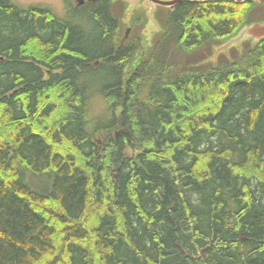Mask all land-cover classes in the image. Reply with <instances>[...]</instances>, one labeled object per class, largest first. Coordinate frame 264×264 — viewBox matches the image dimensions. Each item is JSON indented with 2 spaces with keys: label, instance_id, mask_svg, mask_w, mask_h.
Returning <instances> with one entry per match:
<instances>
[{
  "label": "trees",
  "instance_id": "trees-1",
  "mask_svg": "<svg viewBox=\"0 0 264 264\" xmlns=\"http://www.w3.org/2000/svg\"><path fill=\"white\" fill-rule=\"evenodd\" d=\"M84 1L0 0V264H264V4Z\"/></svg>",
  "mask_w": 264,
  "mask_h": 264
},
{
  "label": "water",
  "instance_id": "water-1",
  "mask_svg": "<svg viewBox=\"0 0 264 264\" xmlns=\"http://www.w3.org/2000/svg\"><path fill=\"white\" fill-rule=\"evenodd\" d=\"M148 1L154 6L159 5V6H164V7H168V5L171 6V5H174L175 3L181 2V0H148ZM233 1L243 3V1L247 2L249 0H233ZM255 1L264 3V0H255ZM130 10L131 9H128L127 12L129 13ZM153 12L154 11L152 9H149L147 11V14L151 15L153 14ZM151 23H153V21H151L150 24ZM128 30L129 28L125 30V34L122 37L121 42H123L124 39L127 37L128 32H129ZM262 37H264V19L257 21V22L253 21L249 24L243 25L238 30L236 35H233L231 38H229L228 41L224 43V45L222 46V49L229 50L231 46L233 47V45L239 44L244 39H252L254 42V41L261 39ZM211 60H216V59H211Z\"/></svg>",
  "mask_w": 264,
  "mask_h": 264
},
{
  "label": "rangeland",
  "instance_id": "rangeland-1",
  "mask_svg": "<svg viewBox=\"0 0 264 264\" xmlns=\"http://www.w3.org/2000/svg\"><path fill=\"white\" fill-rule=\"evenodd\" d=\"M18 1L21 5L26 6V4H31L32 2H46L49 4L52 9L56 12L57 15H62V4L60 3L61 0H16ZM128 150V148H127ZM132 150L129 152L131 153ZM27 175V174H26ZM28 182H30V185L33 186L34 188H42L43 184L40 179H36L35 177H32V175L28 174L27 176Z\"/></svg>",
  "mask_w": 264,
  "mask_h": 264
},
{
  "label": "flooded vegetation",
  "instance_id": "flooded-vegetation-1",
  "mask_svg": "<svg viewBox=\"0 0 264 264\" xmlns=\"http://www.w3.org/2000/svg\"><path fill=\"white\" fill-rule=\"evenodd\" d=\"M75 1H77L76 5H80V6H81V5L84 4V2H83L84 0H83V1H82V0H81V1H80V0H75ZM189 1H190V2H197V0H189ZM133 2H134V3H137V2H138L139 4H137V5H138L139 7H143V6H144L143 4H145L146 0H133ZM182 2H183V1H182ZM174 7H175V6H173L172 8H174ZM174 9H175V8H174ZM174 9H172L171 12H173ZM138 11L141 12V11H143V10H142V8H138ZM171 12H170V13H171ZM120 129H122V128H120Z\"/></svg>",
  "mask_w": 264,
  "mask_h": 264
},
{
  "label": "bare ground",
  "instance_id": "bare-ground-1",
  "mask_svg": "<svg viewBox=\"0 0 264 264\" xmlns=\"http://www.w3.org/2000/svg\"><path fill=\"white\" fill-rule=\"evenodd\" d=\"M122 133H124V134H126V135H128L129 137H131V133H130V131H128V129H126V128H122V129H118V130H115V136H118L119 134H122ZM216 138V137H215ZM214 138V139H215ZM99 143V142H98ZM128 150L130 151L131 150V148L130 147H128ZM133 153V152H132ZM132 155V154H131ZM52 181V180H51ZM42 192V191H41Z\"/></svg>",
  "mask_w": 264,
  "mask_h": 264
}]
</instances>
